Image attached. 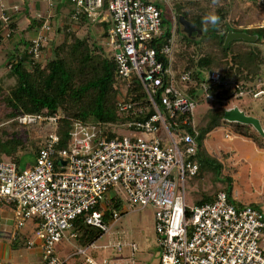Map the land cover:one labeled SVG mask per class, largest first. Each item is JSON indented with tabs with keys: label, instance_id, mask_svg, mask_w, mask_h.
Wrapping results in <instances>:
<instances>
[{
	"label": "built area",
	"instance_id": "built-area-1",
	"mask_svg": "<svg viewBox=\"0 0 264 264\" xmlns=\"http://www.w3.org/2000/svg\"><path fill=\"white\" fill-rule=\"evenodd\" d=\"M184 1L201 0H70L69 22L84 16L92 24L107 23L106 44L116 69L112 90L127 121L110 132L100 123L76 122L64 148H58L60 137L53 129L34 165L21 171L14 162L0 160V208L11 211L12 241L33 223L26 249L40 248L42 264H135L134 244L100 248L95 241L77 242L75 222L99 231L101 238L128 213L122 212L124 202L131 209L153 208L158 264H264V204L238 206L225 191L211 203L191 208L186 203L185 178L199 171L193 157L201 118L195 110L208 105L207 110L243 111L227 104L245 97L264 102V72L244 82L219 71L203 70L196 79L191 70H178L174 25L164 22L162 9ZM53 13L30 39L27 53L37 63ZM8 20L3 12L0 22ZM59 118L24 114L17 121L55 126ZM114 204L121 209L107 214ZM109 248L115 254L130 248L131 258L99 259L97 251Z\"/></svg>",
	"mask_w": 264,
	"mask_h": 264
},
{
	"label": "trees",
	"instance_id": "trees-1",
	"mask_svg": "<svg viewBox=\"0 0 264 264\" xmlns=\"http://www.w3.org/2000/svg\"><path fill=\"white\" fill-rule=\"evenodd\" d=\"M64 4L70 6L71 11L70 0H65ZM235 8L237 7H232L225 0L174 3L178 19L184 17L201 31L198 40L184 35L176 43L175 67L178 70L182 72L191 70L196 79H200L203 70L219 71L229 79L244 82H251L261 75V66L264 62V49H261L262 46L264 47V27L239 28L235 20L229 21L230 13ZM162 10L166 17L168 11L166 12L165 8ZM58 13L60 10L57 11V15ZM7 15L9 20L5 23L0 22V52L5 51V43L11 42L10 38L19 36V42L1 54L4 55L2 68L5 72L0 77V124L6 126L0 127V160L14 162L20 171L34 165L48 134L45 131L43 136L38 129L49 123L43 121L31 126L21 125L17 119L24 114H41L46 117L59 115L60 118L54 126L56 135L60 137L58 148L68 146L69 132L76 122L100 123L105 127L106 132H110L112 126L127 121L125 114L120 113L115 104L112 83L116 69L112 57L95 43L90 44L87 38H80L77 35L78 28L92 23L84 16L77 22H65L62 27L64 32L62 42L52 49L48 60L37 63L27 53L31 42L25 40L18 31V12L9 14L7 12ZM208 15L219 16V23L216 26L203 23V18ZM45 22L44 18L33 19L28 29L36 31ZM164 22L169 23L168 17ZM95 25L107 27V23ZM230 30L257 36V40L254 43L234 41L226 48L224 42ZM193 36L197 37L196 34ZM192 44L197 46L203 44L211 49L199 52L193 49L190 52L189 48ZM6 81H14V85L5 88L3 83ZM223 114L224 109L221 106H212L202 115L197 124L200 134L199 147L193 160L199 166L196 176L202 175L207 168L218 183L223 181L228 184V187L221 191H225L231 198V177L227 176L223 179V164L206 150L205 141L209 133L228 124L234 133L251 139L260 148L263 147L261 143L263 139L251 132L249 126L225 122ZM109 134L112 136L111 133ZM26 143L32 148H27ZM26 158L29 159L25 160ZM24 160L26 164L22 166ZM217 193L214 196L202 194L196 205L213 202ZM237 205L241 206V203ZM119 209L121 204H114L107 214ZM29 224L31 230L19 233V238L13 242V248L26 249V242L32 236L33 223ZM75 228L79 231L77 242L82 245L94 242L101 236L99 231L91 229L81 221L75 222Z\"/></svg>",
	"mask_w": 264,
	"mask_h": 264
},
{
	"label": "rangeland",
	"instance_id": "rangeland-1",
	"mask_svg": "<svg viewBox=\"0 0 264 264\" xmlns=\"http://www.w3.org/2000/svg\"><path fill=\"white\" fill-rule=\"evenodd\" d=\"M18 2H24V0H17ZM232 5V7H237L235 10L231 11L229 16V21H236L239 25V28L243 29H254L264 26V0H225ZM1 2V1H0ZM40 2H45L47 14L53 13L55 10V1L48 0H36L37 5L34 10H31L32 17L40 18L44 14V6ZM25 3V2H24ZM66 5L65 8L60 10L58 13V20H55L53 17L50 20L51 32L45 34L46 44L43 48V59L41 63L48 60L51 57L52 49L60 44L64 39V32L62 27L64 23L69 22L66 19V10L69 9V6ZM167 17L170 22L174 25V32L176 37V43L182 39L185 35L183 33L182 26L179 24L177 13L174 10V5L169 7ZM234 9V8H233ZM25 14L20 15L18 19V28L21 36L25 40L30 41L31 38L37 36L41 31V28L38 30H29V21L30 18ZM30 15V14H29ZM57 15V14H56ZM40 16V17H39ZM32 20V19H31ZM76 30V29H75ZM107 27L103 25L95 24H84L81 28L77 30V35L80 38H87L90 44L95 43L101 47L106 54H109V57H112L109 47L106 44L105 33ZM186 36V35H185ZM12 39L11 42L5 43V51L12 48L16 43L19 42V36H16ZM195 40L200 39V37L194 38ZM193 49L195 52L199 51H209L211 48L209 46H203V44L197 46L192 44L189 48V51L192 52ZM261 49H264L262 46ZM0 52V77L4 74V69L2 68V63L4 61V54ZM3 57V58H2ZM175 59V58H174ZM264 72V62L261 66V75ZM259 77V76H258ZM14 85V81H6L3 83L5 88ZM227 106L234 107L238 106L242 108L246 115L257 118L261 124L264 122V102L261 100H252L249 97H245L242 100H233L230 101ZM208 105H200L195 110V115L197 119L201 118V115L207 110ZM6 126V124H0L1 126ZM251 132L258 134L253 127L249 126ZM233 128V127H232ZM264 128V127H263ZM37 128H35L36 130ZM46 129V130H45ZM54 129V126L46 124L43 128L38 129L44 136L45 131L48 133ZM119 134L130 135L129 131L124 129L118 130ZM226 133L230 135V138H225ZM259 135V134H258ZM263 139V138H262ZM264 146V139L261 140ZM27 148L31 149L32 147L25 144ZM206 148L211 155H215L217 158L219 152H230L234 151V159L247 162L248 164H223L222 177L225 179L227 176H230L232 179V192L234 195H237V198L240 203L243 205L264 204V164H257L256 158L257 154L255 151L254 144L248 139L237 135L228 127L223 126L215 131L211 132L207 142ZM22 154V152H21ZM220 157V156H219ZM218 157V158H219ZM29 158H26L27 160ZM24 160V166L26 161ZM185 194H186V203L188 207L196 206L197 201L200 199L202 194H210L214 196L217 192L228 187L226 182L218 183L215 179V176L208 171L207 168L204 169L203 174L196 177H186L185 181ZM128 211L122 219L116 223V225L111 229L109 233H106L101 238L95 241L97 247H110L113 244H134L137 246V252L134 254L135 264H158L160 258V248L158 247L156 241V232H155V221H154V210L152 207H147L145 209H140L139 206H136L135 209H131L126 202L122 206V212ZM31 230V224L28 223L21 232H28ZM32 237V236H31ZM66 248V246H64ZM99 259H115V260H124L131 258L130 248H124L122 253L115 254L111 248L106 250L97 251ZM20 255L28 257V264H42L41 256H39L38 247L35 249H20Z\"/></svg>",
	"mask_w": 264,
	"mask_h": 264
},
{
	"label": "crops",
	"instance_id": "crops-1",
	"mask_svg": "<svg viewBox=\"0 0 264 264\" xmlns=\"http://www.w3.org/2000/svg\"><path fill=\"white\" fill-rule=\"evenodd\" d=\"M0 16L3 14V12H10L13 13L18 12L19 15V19H20V15L25 14L24 16L28 15V17L30 18L29 21H31V19H37V17H32V12L31 10H34L37 5L36 0H24V2H18L17 0H0ZM46 1V0H45ZM48 1H55V10H56V14L57 11L63 9L66 7L65 0H48ZM43 6H44V14L42 15V17L40 18H44L46 19V14H47V8L46 3L45 2H40ZM48 7V6H47ZM68 7V6H67ZM70 10V6L69 9L67 8L66 10V15L68 14ZM55 13L53 17H55V20H58V15H56ZM30 14V15H29ZM39 19V18H38ZM30 23V22H29ZM210 135V133H209ZM208 135V137H209ZM238 135V134H237ZM241 136V135H239ZM243 137V136H242ZM226 138V137H225ZM246 138V137H244ZM229 139V138H227ZM248 139L250 142H252L254 144V149L256 151L257 154V158H256V162H258L257 164H264V146L262 148H260L255 142H253L251 139ZM206 142L205 141V147H206ZM207 150V148H206ZM208 152V150H207ZM210 154V152H208ZM234 151H232V153L230 152H219L217 158L220 161L221 164H248L245 161H242V163L238 161H236L234 159V155H233ZM211 155V154H210ZM213 156V155H212ZM224 156V157H223ZM215 157V155L213 156ZM230 177V176H229ZM231 198L233 200H235L237 203H240L237 195H234V193L232 192ZM242 204V203H241ZM14 230V223H13V217L11 214V211L6 208V207H2L0 208V264H28V257L27 256H22L20 255V249H15L13 248V241L11 238V234ZM35 249V248H34ZM31 250V249H29ZM39 250V256H41V250L40 248H38Z\"/></svg>",
	"mask_w": 264,
	"mask_h": 264
},
{
	"label": "water",
	"instance_id": "water-1",
	"mask_svg": "<svg viewBox=\"0 0 264 264\" xmlns=\"http://www.w3.org/2000/svg\"><path fill=\"white\" fill-rule=\"evenodd\" d=\"M179 24L182 26L183 33L189 38H195L193 35L196 34L197 37H200L201 31L194 26L191 22L187 21L184 17H179ZM243 41L248 43H254L257 40V36L249 35L247 33L234 32L230 30L227 33L224 45L228 48V45L234 41ZM223 120L230 124H240L245 126H251L259 134L260 137L264 139V122L263 126L261 122L252 116H248L244 111L239 110L235 107L231 110L225 111L223 114Z\"/></svg>",
	"mask_w": 264,
	"mask_h": 264
},
{
	"label": "clouds",
	"instance_id": "clouds-1",
	"mask_svg": "<svg viewBox=\"0 0 264 264\" xmlns=\"http://www.w3.org/2000/svg\"><path fill=\"white\" fill-rule=\"evenodd\" d=\"M220 21V17L217 15H208L203 18V23L205 24H211L213 26H216Z\"/></svg>",
	"mask_w": 264,
	"mask_h": 264
}]
</instances>
